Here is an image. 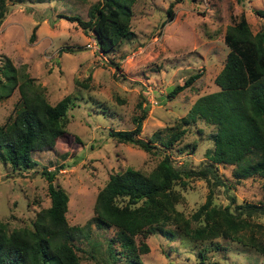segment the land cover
<instances>
[{
  "label": "rangeland",
  "instance_id": "1",
  "mask_svg": "<svg viewBox=\"0 0 264 264\" xmlns=\"http://www.w3.org/2000/svg\"><path fill=\"white\" fill-rule=\"evenodd\" d=\"M98 1H8L10 9L0 26V68L10 61L17 74L26 73L51 104L76 90L79 98L68 111L64 137L51 150L33 152L32 169L13 170L0 159V221L9 228L30 227L35 214L50 204L43 171L54 170L53 182L68 194V223L84 226L88 238L104 249L114 229L96 226L94 202L110 174L127 167L151 170L163 151L175 167L199 170L209 164L212 126L203 120L188 125L181 141L171 147L164 148V141L198 96L218 89L214 78L226 59L224 34L234 24L232 16L240 20L244 15L256 33L264 28V18L255 13L264 9V0H137L131 9V37L106 55L98 52L92 32L60 17L87 20L90 6ZM170 4L174 17L162 25ZM199 72L189 87L174 98L167 96ZM20 102L17 89L0 98L1 127L12 122ZM144 107L146 117L137 137L159 147L158 153L108 135L111 130L133 129ZM232 172V166L220 164L216 179L212 173L208 179L184 177L185 186L175 184L182 196L177 209L190 217L210 189L214 204L228 205L232 212L246 202H260L262 178L236 181ZM251 219L264 223V213L255 211ZM171 229L169 237L155 232L145 238L149 251L141 256L144 264H264V255L250 246L223 238L189 242L178 229ZM76 244L80 264H100L99 255L91 257L84 237Z\"/></svg>",
  "mask_w": 264,
  "mask_h": 264
},
{
  "label": "trees",
  "instance_id": "2",
  "mask_svg": "<svg viewBox=\"0 0 264 264\" xmlns=\"http://www.w3.org/2000/svg\"><path fill=\"white\" fill-rule=\"evenodd\" d=\"M8 1L0 0V26L10 9ZM136 1H98L90 6L87 20L79 16L60 17L92 32L98 52L106 55L131 37V9ZM255 13L264 18V9ZM173 17L170 4L162 25ZM232 17L234 24L224 34L226 59L214 78L218 89L198 96L173 131L170 127V136L163 144L164 148L171 147L181 141L188 125L203 120L212 126L209 164L199 170L175 167L170 155L163 151L151 170L127 167L110 174L94 202L96 226L114 229L104 249L100 242L88 238L84 226L68 223V194L53 182L55 171L44 170L50 204L35 214L30 227L9 228L0 221V264H80L76 242L82 237L90 244L91 257L100 256V264H144L141 256L149 251L145 238L155 232L169 237L171 228L178 229L189 242L204 244L217 238L229 239L264 255V223L251 219L255 211L264 213V28L253 33L244 15L240 20ZM0 72L3 77L0 98L15 89L21 97L12 122L0 126V159L13 170H29L36 164L33 152L51 150L64 137L68 111L76 104L79 92L76 90L51 104L26 73L17 74L10 61L2 65ZM200 75L199 72L188 76L183 84L170 89L167 96L174 98ZM146 112L147 108H142L133 129L111 130L108 135L117 142L158 153L159 147L137 137ZM220 164L232 166L236 181L261 177L262 200L246 202L232 212L228 205L214 204L210 189L205 202L186 217L176 207L182 196L175 184L185 186L183 178L190 176L208 179L209 173L216 179L214 174ZM90 223H86L87 228Z\"/></svg>",
  "mask_w": 264,
  "mask_h": 264
}]
</instances>
